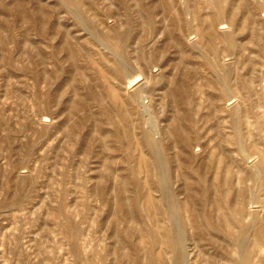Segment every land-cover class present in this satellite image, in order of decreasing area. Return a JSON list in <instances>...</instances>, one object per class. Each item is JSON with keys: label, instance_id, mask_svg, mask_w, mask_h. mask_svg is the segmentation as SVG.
Here are the masks:
<instances>
[{"label": "rangeland", "instance_id": "374dc122", "mask_svg": "<svg viewBox=\"0 0 264 264\" xmlns=\"http://www.w3.org/2000/svg\"><path fill=\"white\" fill-rule=\"evenodd\" d=\"M263 204L264 0H0V264H264Z\"/></svg>", "mask_w": 264, "mask_h": 264}, {"label": "bare ground", "instance_id": "6f19581e", "mask_svg": "<svg viewBox=\"0 0 264 264\" xmlns=\"http://www.w3.org/2000/svg\"><path fill=\"white\" fill-rule=\"evenodd\" d=\"M137 81V80H136ZM222 89V88H221ZM231 91V90H230ZM222 92L227 96V99H226V101L228 100V99H230L231 98V96H229V91L226 89V88H223V90H222ZM245 94V93H244ZM223 95V94H222ZM224 96V95H223ZM242 96V95H241ZM245 96V95H244ZM244 96H242L243 98H244ZM225 101V100H224ZM223 106V105H222ZM229 106V105H228ZM246 152V151H245ZM246 157H251V153L250 152H247L246 154H244ZM261 176H262V174H261ZM260 183V182H259ZM252 195V194H251ZM258 202V200L257 199H255V198H250V200H249V202H248V204H255V203H257ZM264 205V204H263ZM253 208V207H252ZM250 209V208H249ZM252 210V209H251ZM250 211V210H249ZM249 214L252 216L253 215V213L250 211L249 212ZM248 215V214H247ZM239 255H240V257H242V258H249L250 257V253L248 252V251H244L243 250V248L239 251ZM238 255V256H239ZM180 262V261H179Z\"/></svg>", "mask_w": 264, "mask_h": 264}]
</instances>
